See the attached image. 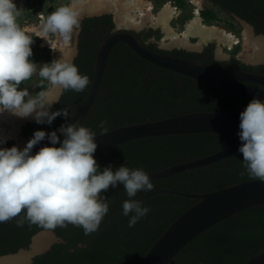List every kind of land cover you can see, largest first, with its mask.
Returning a JSON list of instances; mask_svg holds the SVG:
<instances>
[{"label": "trees", "instance_id": "obj_1", "mask_svg": "<svg viewBox=\"0 0 264 264\" xmlns=\"http://www.w3.org/2000/svg\"><path fill=\"white\" fill-rule=\"evenodd\" d=\"M173 1L179 6L183 5L182 0ZM207 3L228 14L235 22L237 21L232 15L244 20L253 27L255 34L264 35V0H207ZM200 15L203 21H216V14L211 9L203 10ZM112 26L109 15L89 17L81 21L78 53L73 60L81 73L88 74L87 65L93 64L95 39ZM158 35V31L152 29L147 33V37ZM150 50L169 55L181 53L182 57L198 56L184 51L168 52L154 45L150 46ZM36 51L40 53L43 50L37 47ZM46 60L49 63L48 54ZM115 61L117 65L114 67V74L103 82L101 92L80 123L95 134L103 131L100 127L102 121H106L104 127L110 130L126 124L196 111L241 112L253 99L210 88L185 76L150 65L125 47L119 49ZM235 64L237 62L230 60L220 66L235 68ZM238 69L264 75V66L240 65ZM178 81H181V85H178ZM48 86L47 80L42 78L37 85V93ZM89 86L90 82L82 91H65L60 96L59 103L53 104L50 111L67 107L70 116L82 103ZM68 117L58 116L51 125L26 123L22 127V134L31 138L36 130L50 132ZM230 144L231 140L222 134L161 136L121 144L95 159L100 170L111 164L114 170L126 165L130 168H143L149 173L213 154ZM242 159V154H238L205 168L154 181L152 183L156 187L152 190L207 193L250 180ZM143 193L145 192H138L134 199ZM107 194L108 192L103 191L101 196L108 200L109 212L98 229L91 233H86L79 225L48 228L31 223L24 217L23 211L0 223V256L27 249L34 234L41 230H51L62 242L34 257L31 264H139L169 223L196 202L171 194L149 196L142 200L150 207L149 213L133 227H129L128 217L116 215L115 212L122 209V202L128 199L127 194L124 197ZM21 220L23 225L18 227L17 222ZM262 250L264 204L246 209L210 227L183 248L169 264H243Z\"/></svg>", "mask_w": 264, "mask_h": 264}, {"label": "clouds", "instance_id": "obj_2", "mask_svg": "<svg viewBox=\"0 0 264 264\" xmlns=\"http://www.w3.org/2000/svg\"><path fill=\"white\" fill-rule=\"evenodd\" d=\"M21 10L15 0H0V113L32 116L38 124L51 125L56 117L69 116L67 107L50 111L51 106L59 103L67 90H84L89 78L79 71L73 58L63 55L38 66L30 59L32 34L43 38L49 32L70 34L80 23L76 0L57 7L39 28L20 25ZM37 73L55 91L44 88L33 97L27 88L20 87ZM239 120L242 163L250 180L264 184V101L251 99ZM105 124L102 121L100 127L106 132ZM95 135L81 124L66 123L50 132L36 130L23 148L0 147V223L23 211L31 223L48 228L73 224L91 233L109 212L108 200L101 193L118 184L123 185L128 197L122 202L128 226L133 227L145 217L150 207L134 197L153 189L149 174L143 168L126 165L114 170L109 164L100 170L94 158ZM45 139L51 146L45 145L33 154L34 146ZM22 225L23 220L17 222L18 227Z\"/></svg>", "mask_w": 264, "mask_h": 264}, {"label": "water", "instance_id": "obj_3", "mask_svg": "<svg viewBox=\"0 0 264 264\" xmlns=\"http://www.w3.org/2000/svg\"><path fill=\"white\" fill-rule=\"evenodd\" d=\"M75 32H77L76 28L71 32L72 41ZM261 39L264 41L263 37ZM119 42L124 43L134 54L153 66L185 76L210 87L264 101V75L262 74L153 52L141 44L131 33L121 31L111 34L98 43L93 57L92 79L87 93L77 110L62 124H80L89 113L99 93L109 53L114 45ZM262 61L264 59L253 62ZM246 82L258 87L247 85ZM239 114V111H196L153 121L118 126L95 135L94 140L97 149L94 158L114 147L138 139L188 134H222L228 137L232 144L225 149L197 159L176 163L148 174L150 180L154 181L205 168L240 154L238 148L241 141L237 135L240 130ZM29 119L34 120L32 117ZM58 135L60 134L58 133ZM60 138L63 139V136L61 135ZM26 140L28 141V139ZM45 145L51 146L47 139L33 148V154ZM157 194L176 195L196 200V202L169 223L149 247L139 264H169L183 248L210 227L246 209L264 204V184L254 180L237 182L207 193H188L170 189L155 190L136 199L144 200ZM42 234L48 235L49 241H45L42 247L30 253L26 261L20 263L30 264L35 256L45 253L53 242L58 241L51 231L41 230L37 232L31 237L28 250L20 249L14 254L0 256V259L30 252L34 238ZM243 264H264V250Z\"/></svg>", "mask_w": 264, "mask_h": 264}, {"label": "bare ground", "instance_id": "obj_4", "mask_svg": "<svg viewBox=\"0 0 264 264\" xmlns=\"http://www.w3.org/2000/svg\"><path fill=\"white\" fill-rule=\"evenodd\" d=\"M202 0H191L193 5L200 7ZM76 8L80 13L87 12L95 14L104 10L113 11L117 15V20L121 24L126 26H133L143 24L145 20L149 21L152 26L161 27L165 33V39L170 40L172 44L189 46L190 39H198L197 46L202 43L216 39L219 44L232 46L238 43L236 37L227 33L223 28L216 27L214 25L205 24L198 11L194 12L192 17L185 23L180 31H175L169 26V22L175 18L176 12L169 4H165L161 7L157 13H153L154 7L150 0H76ZM115 15V16H116ZM45 20L38 21L36 23H29L25 26H39ZM36 35V34H35ZM42 39V44L46 43L52 46L55 51V60L62 57H71L72 48L70 37L68 34L59 35L55 33V38H51L48 34ZM242 46L247 52V57L253 61L264 59V42L253 38L247 29L242 33ZM52 91L55 89L50 88ZM32 116L21 118L13 115L9 111L0 113V147H5L9 140H14L15 145L19 148H23L22 142L16 139V123L21 122L24 119H29ZM45 241H49V236L42 234L34 238L32 249L28 253L19 254L13 257H7L0 259V264H20L28 258L30 253L38 250Z\"/></svg>", "mask_w": 264, "mask_h": 264}, {"label": "rangeland", "instance_id": "obj_5", "mask_svg": "<svg viewBox=\"0 0 264 264\" xmlns=\"http://www.w3.org/2000/svg\"><path fill=\"white\" fill-rule=\"evenodd\" d=\"M150 1L152 2L153 7H154L153 13H157V11L161 7H163L164 4L169 3V2L178 6V11H176L175 18H173L169 22V26L172 29H174L175 31H180L183 28V26L185 25V23L191 17L190 13L192 11V7L188 3L187 0H182V3H183L182 6H179L173 0H150ZM70 2H71V0H29V2L27 3L26 0H15L17 8L22 9L21 15L18 18V23L22 26H25L29 23H36L38 21H41V19H40L41 16L46 19L48 14L52 13L57 7H59L62 4L67 5ZM201 5L203 7V10L211 9L216 14V21L215 22L210 23V22H206L204 20L203 22L205 24L214 25L216 27L223 28L225 31H231V32L236 33L238 35H242L244 30L247 29L253 38L263 41V39H261V37L259 35H256L247 25H245L244 23H238V22L233 21L230 18V16H228L226 13L220 11L218 8L211 6L209 3H207L206 0H202ZM102 14H110L114 23L116 24V27L130 28L129 26L121 24L120 21L117 20L118 17L116 15V13L113 11L104 10V11H101V12H98L95 14L82 12L79 14V19L81 21V19L84 17H94V16H99ZM136 26L137 25H133L131 27H136ZM137 27H139V28L142 27L144 29H152L154 31H158L159 35H158V37H154L153 41H154V44L156 46H158L162 49L170 50L173 47V45H176V44H172L170 42V40L165 39V33H164V31H162L161 27H160V29L158 28V26L154 27L147 20H145V22L143 24H139ZM76 31H77V27H76ZM76 34H77V32H75V36L73 38V41L71 40V33L68 34L70 37V42H71L70 47L72 48V51H73V52H71L72 53L71 58H73V59L76 55ZM32 35H33V43L31 45L32 57H30V59L33 60L34 62H36L38 66L43 65L44 63H47V60H46L47 54L50 58V60L48 61L49 63L52 60H54L56 54H55V51L52 49V46L49 44H46V43L42 44V42H43L42 39L39 37H36L35 33H33ZM48 35L53 39L55 38V33L49 32ZM214 40H215V42H212V43L215 45V47L218 49L222 48L223 44H219V42L216 39H214ZM195 43L196 44L198 43V39H196V38L190 39V43H189L190 45L189 46L196 47L197 45ZM36 46L38 47V49H42L43 51L38 53L36 51V49H37ZM185 47H187V46H185ZM185 49L191 50L188 47ZM232 53H236L237 56L242 57V59H244L246 61H251V62L253 61L247 57V52L243 49V46L240 49H236ZM257 61H259V60H257ZM40 80H42V78L39 77L38 73L34 74L29 80L23 81L21 83L20 87L21 88H27L29 95L35 97L38 94L37 93V85H38ZM48 84H49V82H48ZM47 88L50 89L51 85L49 84V86ZM26 123H36V122H35V120L31 121L30 119L29 120L24 119L21 121V123L20 122L16 123L17 124L16 139L18 141L22 142V144H24L23 147L25 146V144L27 142V140H26L27 138L25 136H23V134H22V127ZM6 145L7 146H5V147H12L13 145H15V141L9 140V142ZM104 192L105 193L108 192V194H111L113 196H119L120 195V196L124 197L126 195V192L123 189V185H121V184L117 185L116 188L109 187V189L104 191ZM27 250H28V248H27Z\"/></svg>", "mask_w": 264, "mask_h": 264}, {"label": "flooded vegetation", "instance_id": "obj_6", "mask_svg": "<svg viewBox=\"0 0 264 264\" xmlns=\"http://www.w3.org/2000/svg\"><path fill=\"white\" fill-rule=\"evenodd\" d=\"M103 15H109L111 17L110 14H102V15L94 16V17H100V16H103ZM232 17L238 23H244L245 25H248V27L254 32L253 27L250 24L246 23L244 20L236 17L235 15H232ZM85 18H89V17H84V18L81 19V21L83 19H85ZM111 19H112V17H111ZM81 21L79 23V26L77 27V34H76V55H75V57L77 56V53H78V51H77V44H78V36H79L80 30H81V27H80L81 26ZM112 23H113L112 28L106 29L103 32L102 35H100L98 38L95 39L96 48H97L98 43L100 41H102L104 38L110 36L113 33L121 32V31H125V32H128V33H131L133 36H135V38L141 44L145 45V47L147 49H149V50H150V46H152V45L156 46L154 44V41H153L154 40V36L147 37V33H148V31L150 29H144L142 27L139 28L137 26L136 27H130V28L116 27V24L114 23L113 19H112ZM158 28L160 29V27H158ZM256 35H259L260 37H263L264 38V35H262V34H256ZM212 42H215V40L214 39L208 40V41H206V42H204L201 45L196 46V47L187 46L191 50L185 49L187 47H185L183 45L182 46L181 45H173V47L170 50L162 49V48H160L158 46H156V48L161 49V50H165V51H168V52H171V51H174L175 50V51H184L185 53L196 54L198 56H194L193 55V56H188V57H182V56H180L181 53L180 54H173L171 56H175V57H179V58H185V59H189V60H193V61H197V62H202V63L209 64V65H219L220 66V65H223L224 63H227L230 60H233V61L237 62V64H235L236 65L235 68H233V69H238L240 67V65H244V66H248V67L264 66V61H262V62L246 61V60L242 59V57L237 56L236 53H228V52H225L223 48H219V49L216 48L215 45ZM123 47L128 48L124 43L119 42V43L115 44L114 47L112 48V50L110 51L109 56H108V60H107V65H106L105 72H104V76H103V79H102L101 86H102L103 82H105V80H107V77L111 78L112 75L114 74V67H115V65H117L116 64V61H115L116 54L119 51V49L120 48H123ZM96 48H95V50L92 53L93 57H94V54L96 52ZM150 51H152V50H150ZM134 55H136V54H134ZM224 67H226V66H224ZM229 68H231V67H229ZM92 69H93V65H87V71L89 72L87 74V76L89 78V82L90 83H91V79H92ZM239 70H241V69H239ZM242 71H245V70H242ZM247 72L256 73L255 71H247ZM178 82H179L178 85H181V81H178ZM196 83H199V82H196ZM199 84H202V83H199ZM245 84L250 85V86H253V87H258L257 85L252 84V83H248V82H246ZM208 87H210V86H208ZM210 88H214V87H210ZM216 89H218V88H216ZM99 92H101V89L99 90ZM27 139L29 140L30 138H27ZM231 144H232V141H231ZM165 179H168V178H165ZM162 180H164V179L154 180V181H162ZM154 181H152V182L154 183ZM153 185H154V187H156L155 184H153ZM156 190H163V189H156ZM152 191H155V190H151L150 192H152ZM147 193H149V192H145L142 195H145ZM142 195H140V196H142ZM115 212H117V214L115 213L116 215H122V209L121 210H118V211L116 210ZM49 231H51V230H49ZM55 237L58 239V241L53 242L51 244V246H53L54 244H57V243H61L62 242L59 237H57L56 235H55ZM50 247H49V249H50ZM32 261H33V259L31 260V263H32Z\"/></svg>", "mask_w": 264, "mask_h": 264}, {"label": "built area", "instance_id": "obj_7", "mask_svg": "<svg viewBox=\"0 0 264 264\" xmlns=\"http://www.w3.org/2000/svg\"><path fill=\"white\" fill-rule=\"evenodd\" d=\"M188 1V3L191 5V7H192V11H191V17H192V15H193V13L194 12H196V11H198V13L200 14L202 11H203V7H202V5L200 4V7H198V6H196V5H193L192 3H191V0H187ZM167 4H169L172 8H173V10L176 12V11H178V6H176V5H174V4H172L171 2H169V3H167ZM165 5V4H164ZM163 5V6H164ZM40 19L41 20H43V17L41 16L40 17ZM203 20V19H202ZM227 33H229V34H232L233 36H235L236 37V40L238 41V43H236V44H233L231 47L230 46H227V45H222V48L224 49V51L225 52H228V53H232L233 51H235L236 49H240L241 47H242V35H238V34H236V33H233V32H231V31H227Z\"/></svg>", "mask_w": 264, "mask_h": 264}]
</instances>
